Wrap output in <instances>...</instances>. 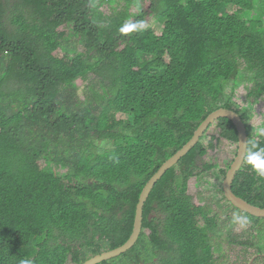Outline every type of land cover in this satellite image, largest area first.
Returning <instances> with one entry per match:
<instances>
[{
  "label": "trees",
  "instance_id": "trees-1",
  "mask_svg": "<svg viewBox=\"0 0 264 264\" xmlns=\"http://www.w3.org/2000/svg\"><path fill=\"white\" fill-rule=\"evenodd\" d=\"M64 1L7 0L16 8L8 24L0 26V195L10 196L2 203L10 200L9 215L0 221V264H20L29 257L33 264H84L119 248L133 232L142 189L189 142L188 124L201 121L198 108L209 87L200 76L235 72L226 103L245 81L252 85L250 99L264 94V0H235L238 10L230 18L229 0H161L155 14L165 26L162 33L143 29L129 38L120 33L124 22L132 16L136 22L145 20L138 0H90L85 3L92 5L86 13L93 31L79 42L85 51L67 50L74 56L65 54L53 80L34 74L33 95L39 100H32V119L9 114L10 87H25L24 76L32 75L25 64L30 62L33 69L59 64L53 54L61 34L53 29L49 7ZM123 1L124 9L112 15L101 10ZM133 6L137 12L131 11ZM46 35L49 62L38 53ZM127 41L136 46L121 50ZM145 52L150 59L140 73L109 80L95 70L93 56L132 62ZM78 80L86 83L83 96ZM213 82V89L221 88L219 80ZM26 101V96L20 98V103ZM119 113L130 115L128 123L118 119ZM246 118L250 120V113ZM223 120L227 136L238 143L231 122ZM253 133L249 129V139L255 138ZM105 141L113 144L112 151L90 152L93 144ZM37 148L48 155L45 169L33 159ZM208 155L199 148L166 172L146 202L136 245L100 264H233L215 258L225 245L238 253L235 264L250 263L257 245L252 233L221 239L235 224L232 214L246 216L253 230L260 219L219 199L225 195L227 171L216 173L217 164L204 161ZM193 178L204 189L198 200L188 193ZM234 190L264 206V181L248 166ZM13 222H21L15 225L20 229L10 228Z\"/></svg>",
  "mask_w": 264,
  "mask_h": 264
},
{
  "label": "clouds",
  "instance_id": "clouds-1",
  "mask_svg": "<svg viewBox=\"0 0 264 264\" xmlns=\"http://www.w3.org/2000/svg\"><path fill=\"white\" fill-rule=\"evenodd\" d=\"M16 1H18V0H13V2L15 4H16ZM87 1H90V0H65L64 2H62L61 4H59L57 6L49 7V13L51 15H53V20L56 23V25L53 29H56L61 34V37L58 41V47L53 54V56H55L59 60V64H56V65L52 64L49 66L39 64L36 69L32 68L30 62L25 64L26 69H30V73H32V75L31 76H27V75L24 76L25 87L22 85H19V84L12 85L10 87L9 95H11L10 102H12V105H11V109L8 112L9 114H11V112H15L16 114H18L22 118L32 119V114L30 111V110H33V101L32 100H39L37 97H35L33 95L35 92V88L37 86V82L35 80L34 74L37 75L38 77H41L44 79L53 80V77L55 76V74L61 72V67L64 66L63 57L65 56V54L68 53L70 55H73L72 53H70L67 50H79L80 52L85 51L83 49V47L81 45H79V42L82 39V37H84L87 34L92 33V31H93V23L91 22V18L86 13V10L91 9L92 5L90 3H89V5H87L85 3ZM145 1L146 0H138V4L141 3L142 11L145 14L144 23L143 22H136V20L133 16L130 17L129 19H127L124 22V24L120 28V33L123 36L129 38L132 35H137V31H140L143 29H145L146 31L151 29L156 33V31L154 30L153 27L157 23L162 24L156 19V14H155L156 13L155 7L158 4V2L161 0H150V5L148 6L146 11L143 9ZM192 1H197L198 2L197 4H205L209 0H192ZM153 2L155 3L154 5H153ZM178 3L184 4L185 0H179ZM0 4H2L1 9L3 11V15L0 18V26H2L3 24H8V21H9L10 17L12 16L13 9L16 7L13 6L11 3L8 5L7 0H0ZM119 5L105 4V5L101 6V10L105 13V15H112L114 10H117V9L123 10L124 7L126 6V2L123 1ZM229 5L232 8V13L230 15H227V16L230 18V17H233L234 12L238 9L235 6V0H229ZM104 6H107V8L109 9V12H105V10L103 9ZM111 6H114V7H111ZM184 7H187V6L185 5V6H183V8ZM131 11L137 12L138 8L133 6ZM254 13H255V11L251 14V17H254ZM218 15L223 16L225 14L220 13ZM162 26L164 29L165 26L163 24H162ZM162 31H161V33H162ZM157 34H159V33H157ZM47 35L43 41L41 49L38 50V53H39V55L41 54L43 59H45L47 62H49L48 52H47V49H49V47H47V44H46V40L48 38ZM135 46H136V43L134 41L133 42H128V41L123 42L121 44V50H125V49H128V47H135ZM93 57L98 62V65H97V67H95V70L98 71L102 76H104L105 78L110 80L114 75H117L119 77L123 74L126 75V74H130V73H140L143 70L146 63L148 62V60L150 59V54L145 52L142 56L136 58L132 62H126L122 59H119V58H116L113 56H108V55H96ZM166 61H168V60L166 59ZM204 69L205 68H202L201 72H203ZM52 74H53V77H51ZM200 78H201L202 82H206L208 84V87H209L206 90V92L204 93L203 99L200 102L199 108H198V113H199V116L201 118V121L198 122L197 124H188L186 129H187V133L190 134V140L182 150H184L190 144V142L194 140V137L197 136L198 133H202V135L200 137L198 144L195 145L185 157H187L192 151L198 150L199 148L209 152V154H210L211 151L216 150L217 147L226 143L227 145L230 146V148L232 150L228 151L227 158L223 161V164L216 163L217 168H216L215 172L217 173V172H221L223 170L224 172L227 171V175H228L229 171L231 170V168L234 165L237 158L240 159L244 163V165L242 166L240 172L238 173V175L235 179V182L233 185L234 193H235L234 186H235L236 180H237L239 174L244 170V168L246 166H248L249 171L253 176H255L259 180L264 181V143H261L260 139H259V137L264 138V116H260V118L263 119V122L261 124L257 123L260 118L256 119V122L254 124L252 123L253 117H254V115H253L254 107H255V105L259 104L260 102H264V94L258 99H256V98L250 99L249 94L251 92L252 85L248 81H245L237 89L236 97L234 98V100L226 103L225 102L226 96L231 92V90L234 86V83H235V72L228 73L225 76L224 75L220 76L219 73H217V74L214 73L209 78H207L205 76L206 80L203 78V76H200ZM215 80H219L221 88L213 89V87L215 86L213 81H215ZM208 81H210V82H208ZM79 83H81V85H79ZM77 85L80 87V96H83V91L85 89L86 83L83 82L82 80H78ZM242 87H245L246 90L248 91V95L245 99V101L247 102L248 105H246L244 107L241 106L239 104V102L237 101L238 92ZM23 96L27 97V101L24 103H20V98ZM236 105H238V107ZM244 109H245V111H243ZM223 110L232 111V112L236 113L238 115V117L240 118V120L245 124V126L248 130V136H249V129H250V130L254 131L253 136L255 138L247 139L245 141H240L239 140V131H238L236 123L230 117H220L219 116V114ZM248 113H250V115H251L250 120H247V118H246V115ZM119 114H122L124 116L126 115L125 113H119ZM118 119L123 120V121L125 120V119H121L119 116H118ZM223 119H228L231 122V124H230L231 129L235 130L236 134L238 135V143H235L231 139V137L227 136V132H229V130H228V127L224 126L225 121ZM38 129L39 128L34 129V130L38 131ZM46 134H47V132L40 134L39 136H45ZM208 140H210V142L206 145L205 143ZM239 142H240V145H239ZM113 149H114V146L111 142H108V141L96 142L90 148V152L94 155H97V154H100L103 152H110ZM241 150H242V153H241ZM180 152H178L177 154H179ZM176 155H174V156H176ZM47 156H48L47 153L44 151L38 152V148L33 152V159H34V161L37 158L39 159L38 165L40 166L41 169L47 168V163L43 160V158H45ZM206 157H208V156H206ZM172 158H170V159H172ZM184 158H182L180 160V162ZM179 163L176 166H178ZM176 166H174L172 168H175ZM172 168H170L169 170H171ZM226 178H227V176H226ZM226 178H225V180H226ZM141 193H142V191H141ZM141 193H140V196H141ZM224 194H225L224 196L226 197V199L224 198V196L221 197V195L218 196L219 199L221 198L222 200L229 201L230 203H232L227 198L226 193H225V181H224ZM140 196H139V199H140ZM149 197H150V195H149ZM149 197H148V199H149ZM7 198H10V196ZM7 198L0 195V221L6 219L9 215L8 210H9L10 200H9V202H7L6 204H4L2 206V203ZM239 198H241V197H239ZM148 199H147V201H148ZM241 199L245 200L244 198H241ZM138 202H139V200H138ZM146 202H145V205H146ZM248 203L255 206V207H258V208H261L264 210V206L254 205L250 202H248ZM145 205L143 207V215H142V232H143V224H144L143 222H144ZM234 206L236 207V205H234ZM238 209H240V208H238ZM136 211H137V205H136ZM136 211H135V218H136ZM243 212H245V211H243ZM246 213L260 219L259 224L256 226V228L254 230L251 228V223L248 222V218L246 216L240 215L239 213H234V214L231 213L233 215V221L235 222V224H234L232 230L229 232V234L231 233V235L228 234L227 236L223 237L221 239V242H228L232 238L233 239H240L241 235H244V234H246V237H247L248 234L252 233L255 237L252 241L254 243H256L257 245H256V247H254V249H253L254 254L252 255L250 263L249 262L248 263L249 264H264V216H258V215L250 214L248 212H246ZM226 214L228 215V213H226ZM135 218H134V222H135ZM13 224L14 225L10 224V228L20 229L19 226H15V225H21L22 223L21 222H13ZM239 228L243 229V233H241L239 231ZM133 229H134V226H133ZM144 231L148 234L151 233L150 229H146ZM103 253H105V252H103ZM103 253H101V254H103ZM234 253L235 252L232 251V247H230V246H228V248L224 247L223 252L216 253L215 258L219 262L227 261V262H231V263L235 264L237 259L236 260L232 259V255ZM101 254H99V255H101ZM96 256H98V255H96ZM96 256H94V257H96ZM94 257H92V258H94ZM33 262H34V258L29 257L28 260H22L20 262V264H33ZM66 264H73V263L71 261H68Z\"/></svg>",
  "mask_w": 264,
  "mask_h": 264
},
{
  "label": "water",
  "instance_id": "water-1",
  "mask_svg": "<svg viewBox=\"0 0 264 264\" xmlns=\"http://www.w3.org/2000/svg\"><path fill=\"white\" fill-rule=\"evenodd\" d=\"M220 117H230L237 125L239 131V140L245 141L249 139L248 130L245 124L240 120L238 115L232 111H225L223 110L220 114ZM202 133H198L197 136L194 137V140L190 142V144L182 150L179 154L174 156L172 159L165 162L162 167L158 170V172L150 179L147 185L143 188L139 202L137 204V211H136V218L134 222V229L131 237L129 240L120 248L105 252L101 255H98L85 264H100L105 261H109L113 258H117L120 255L126 253L130 250L139 240V237L142 233V215H143V207L145 202L147 201L152 189L156 186V184L162 179L165 173L172 167L176 166L182 158H184L190 150L198 144ZM240 145V142H239ZM242 153V150H241ZM244 163L240 159H236L234 165L232 166L231 170L229 171L227 178L225 180V193L227 198L234 204L236 207L240 208L241 210L248 212L250 214L264 216V210L258 207H255L249 204L246 200L239 198L233 191V185L235 179L240 172Z\"/></svg>",
  "mask_w": 264,
  "mask_h": 264
},
{
  "label": "rangeland",
  "instance_id": "rangeland-1",
  "mask_svg": "<svg viewBox=\"0 0 264 264\" xmlns=\"http://www.w3.org/2000/svg\"><path fill=\"white\" fill-rule=\"evenodd\" d=\"M149 5H150V0H146L144 2L143 9L146 11ZM103 9L105 10V12H109V9L107 8V6H104ZM254 15H255V13H254ZM153 28L156 31V33H159V34H161V31L163 30L162 24H158V23ZM241 63H244L243 60H241ZM79 85H81V83H79ZM247 95H248V91L246 90L245 87H242L238 92L237 101L243 107L248 105L247 102L245 101ZM253 115H254V117H253L252 123L254 124L256 122V119H259L260 116H264V102H260L259 104L255 105ZM119 117L121 119H125L124 121H126L127 123L131 119L130 115H127V114L125 116L122 114H119ZM262 122H263V119L260 118L257 123L261 124ZM209 142H210V140H208L205 144L207 145ZM231 150L232 149L230 148V146L227 145L226 143H224V144L220 145L219 147H217L216 150L211 151L210 154L208 155V157H206L204 159V161L205 162H211L214 164H216V163L223 164V161L227 158L228 151H231ZM203 190H204L203 188L199 187V181L197 178H193L190 181L188 193L191 194L193 197H195V199L198 200V195ZM199 202H201V200H199ZM239 231L241 233H243L242 228H239ZM225 247L228 248V245H225ZM237 257H238V253H234L232 255L233 260H236Z\"/></svg>",
  "mask_w": 264,
  "mask_h": 264
}]
</instances>
